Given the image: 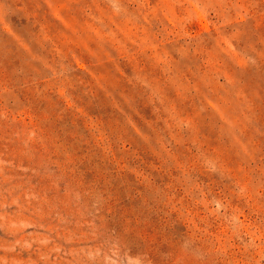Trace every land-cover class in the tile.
Instances as JSON below:
<instances>
[{"label": "rangeland", "instance_id": "obj_1", "mask_svg": "<svg viewBox=\"0 0 264 264\" xmlns=\"http://www.w3.org/2000/svg\"><path fill=\"white\" fill-rule=\"evenodd\" d=\"M0 264H264V0H0Z\"/></svg>", "mask_w": 264, "mask_h": 264}]
</instances>
